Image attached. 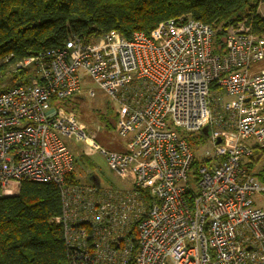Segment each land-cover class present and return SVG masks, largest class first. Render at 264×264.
Returning a JSON list of instances; mask_svg holds the SVG:
<instances>
[{"label":"built area","instance_id":"2783aa9c","mask_svg":"<svg viewBox=\"0 0 264 264\" xmlns=\"http://www.w3.org/2000/svg\"><path fill=\"white\" fill-rule=\"evenodd\" d=\"M216 34L181 18L131 39L72 35L0 73L1 194L17 196L23 182L58 188L54 223L70 264H264V210L253 201L264 186L243 168L264 149V68L251 71L264 62V36L240 23L220 55ZM86 77L117 105L125 152L100 146L61 105L83 95ZM192 134L211 147L201 159ZM67 140L132 188L80 182Z\"/></svg>","mask_w":264,"mask_h":264},{"label":"trees","instance_id":"16d2710c","mask_svg":"<svg viewBox=\"0 0 264 264\" xmlns=\"http://www.w3.org/2000/svg\"><path fill=\"white\" fill-rule=\"evenodd\" d=\"M260 5L261 0H0V73L62 47L72 35L91 40L115 31L131 39L181 18L214 26L215 53L221 55L226 32L240 23L264 36ZM202 137H190L189 145ZM263 157L264 149H254L243 168L264 186V167L258 170ZM198 166L199 161L193 163L194 173ZM61 209L59 190L52 184L23 182L10 198L0 190V264H70L62 227L54 223Z\"/></svg>","mask_w":264,"mask_h":264},{"label":"rangeland","instance_id":"374dc122","mask_svg":"<svg viewBox=\"0 0 264 264\" xmlns=\"http://www.w3.org/2000/svg\"><path fill=\"white\" fill-rule=\"evenodd\" d=\"M259 14L264 19V0H261ZM1 63V61H0ZM264 68V62L252 66L251 71L256 72ZM83 95L78 99H70L64 102L65 109L74 114L80 126L86 131L89 137L95 138V141L108 151L119 152L122 145L128 139L121 138L116 128L115 115L117 113V105L111 101L105 93L97 88L91 79L86 77L83 80ZM94 89L96 91L95 98H89L86 94L87 90ZM96 128H99L97 131ZM94 134H97L96 137ZM192 134L190 137H196ZM201 145L195 142L191 147L197 153L198 159H201L202 152L210 150L208 141L203 137L197 139ZM68 149L76 158V176L77 179L85 184H92L89 180L91 177H97L99 184L104 189H120L130 190L132 188V180H122L109 168L107 162L101 155L92 154L85 143H76L73 140L65 141ZM264 167V157L262 158L258 170ZM10 198V197H9ZM256 206L264 210V192L256 194L253 197Z\"/></svg>","mask_w":264,"mask_h":264},{"label":"water","instance_id":"95a60500","mask_svg":"<svg viewBox=\"0 0 264 264\" xmlns=\"http://www.w3.org/2000/svg\"><path fill=\"white\" fill-rule=\"evenodd\" d=\"M218 143H221V139L219 138ZM92 184L94 185H99V180L97 179V177H91L89 180Z\"/></svg>","mask_w":264,"mask_h":264},{"label":"crops","instance_id":"0c3cea01","mask_svg":"<svg viewBox=\"0 0 264 264\" xmlns=\"http://www.w3.org/2000/svg\"><path fill=\"white\" fill-rule=\"evenodd\" d=\"M128 142V141H127ZM127 142L126 143H124L123 145H122V147H121V149H120V151H119V153H123V152H125L126 151V148H127ZM117 152V151H116Z\"/></svg>","mask_w":264,"mask_h":264}]
</instances>
